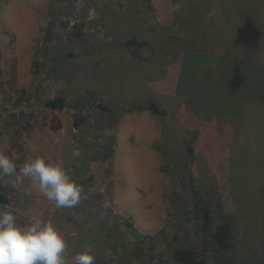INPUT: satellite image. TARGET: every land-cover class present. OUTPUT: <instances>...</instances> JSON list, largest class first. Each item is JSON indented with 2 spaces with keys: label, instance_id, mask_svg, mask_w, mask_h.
Listing matches in <instances>:
<instances>
[{
  "label": "rangeland",
  "instance_id": "1",
  "mask_svg": "<svg viewBox=\"0 0 264 264\" xmlns=\"http://www.w3.org/2000/svg\"><path fill=\"white\" fill-rule=\"evenodd\" d=\"M131 39L145 46L130 50L123 43ZM183 51L203 54V69L210 51L235 58L222 73L214 53L208 86L224 88L232 70L227 91L193 97L180 74L195 60H181ZM177 64L176 95L154 90L171 84ZM60 98L63 110L45 107ZM263 98L264 0H0V151L18 167L29 156L60 160L83 188L77 206L57 208L29 179L14 188L5 177L0 196L9 203L1 209L21 222L53 220L68 254L90 245L95 264H129L124 255L138 248L153 258L132 264H176L181 247H208L210 264H262ZM151 102L170 112L157 116L158 126L152 112L137 110ZM180 192L185 210L170 205ZM195 201L211 208L214 230L228 221L229 251L216 253L205 239Z\"/></svg>",
  "mask_w": 264,
  "mask_h": 264
},
{
  "label": "clouds",
  "instance_id": "2",
  "mask_svg": "<svg viewBox=\"0 0 264 264\" xmlns=\"http://www.w3.org/2000/svg\"><path fill=\"white\" fill-rule=\"evenodd\" d=\"M5 177L14 188L29 179L57 208H74L81 201L83 188L60 160L47 155L26 157L18 167L0 151V180ZM67 250L68 237L53 220L34 216L21 222L12 211H0V264H95L97 259L90 245L74 255Z\"/></svg>",
  "mask_w": 264,
  "mask_h": 264
},
{
  "label": "trees",
  "instance_id": "3",
  "mask_svg": "<svg viewBox=\"0 0 264 264\" xmlns=\"http://www.w3.org/2000/svg\"><path fill=\"white\" fill-rule=\"evenodd\" d=\"M82 28H83L82 25L75 26L74 36L76 38H79L81 36L80 30L82 31ZM226 35H227L226 30L224 28H221L220 36H226ZM123 45L125 47H128V49H130V50H131V47L139 46L142 48L145 46L144 43L138 42L137 39H131L127 42H124ZM133 52H134V54L137 53V52H135V50H133ZM190 53H192L191 58L189 57ZM214 53H215L214 51H210L211 55H210L209 59L204 62V65L207 66L206 69H203L201 66L202 58L200 55H203V54H201L199 52L193 53L191 51L190 52H184L182 54L183 56H182L181 60L194 59L195 61H190L191 62L190 66H187L185 70L182 69L183 71L181 70L182 76L180 74V77H182L184 84H186L185 87H188L187 90L191 89L190 94L193 97H199L200 100H203L204 98L208 97L207 100L211 101L212 99L210 96H216V99H217V96L220 95L218 93L219 89L221 92L227 91V89L229 88L227 81H229L233 78V75L231 74L232 73V70H231L230 73L228 74V76L223 78L224 88H222L220 86V84L217 85V82L222 81L223 69H225L224 72L230 70L232 63L234 62L235 58H232V57L227 56V55L222 54V53H215V54H220L219 60H220V62L222 61V63L220 64V69L222 70V73L218 74V72H217V76H216L217 79L214 82V84L217 85L219 87V89H217L215 91L214 90L212 91L210 89V86H208V85H211V80L213 79L211 75H212V72L214 73V70L216 69V64H214V59H215ZM226 57H228V58H226ZM221 58L225 59V61ZM212 59H213V62H211ZM226 60H228V61H226ZM217 65H218V63H217ZM206 73H208L210 75V77L201 78L202 75L206 74ZM188 82H189V84H187ZM203 83H205V84H203ZM195 85H200L201 87L199 89L205 88V90H199L196 88ZM178 92H179V90H178ZM255 92H256V90H255ZM217 93H218V95H217ZM247 95L248 94H246V96H245L246 100L248 99ZM263 99H261V100H263ZM45 107L49 108L51 110H54V111L63 110L65 107L64 99L60 98V99H55V100H48L47 102H45ZM137 110L139 112L151 111L154 114L162 113L165 115V112H161L157 108L155 103H151L149 107L140 106L137 108ZM132 111H134L133 108H130L128 110V112H132ZM80 121H84V119L77 120L74 124L75 127L78 128L80 126ZM188 150H189V152L192 151L191 153L194 156V148L192 146H190L188 148ZM112 155H113V151L111 149H109L107 152V155L105 157H106V159H110L112 157ZM263 193H264V189H263ZM199 197H200V199H202L201 196H199ZM186 200L187 199L185 197H183L182 193L180 192L176 198H172V200L170 201V205L178 204L180 209L185 210L186 209V202L188 201V200L187 201ZM2 202L5 203V202H7V200L3 199ZM262 207H263L262 212L264 213V203H263ZM193 209H194L193 210L194 218L196 219L197 216H200L201 222L203 224L201 229L204 233H206L208 235L205 237V239L209 238L210 241H212V243L214 244V247H215L214 252L221 253V252L229 251L232 247L230 245V237L232 234V230H231V227L229 226L228 221L224 218L214 230V227H213L214 221H213V217H212V210L209 207V205H206L205 203H203L201 201H195ZM184 215H185V213H184ZM128 226L132 227L131 224H128ZM205 249H207V250H204L202 253H200V252H198L192 248L181 247L179 249L174 250V252L172 254V258L176 264H210L211 263L210 259L212 257H210L208 255V247H206ZM146 254L147 253H145V251L142 248H138L136 253L129 255L130 256L129 258H127L126 255H124L125 256L124 257V259H125L124 263L132 264L133 262L141 261L144 258V256H146ZM147 255H149L148 258H151V259L153 258L152 256H150L149 253ZM222 260H221L222 264H227V261L224 258ZM230 264H233V262L231 261ZM262 264H264V262Z\"/></svg>",
  "mask_w": 264,
  "mask_h": 264
},
{
  "label": "crops",
  "instance_id": "4",
  "mask_svg": "<svg viewBox=\"0 0 264 264\" xmlns=\"http://www.w3.org/2000/svg\"><path fill=\"white\" fill-rule=\"evenodd\" d=\"M185 51H183L182 52V54L184 53ZM181 59H182V55H181ZM180 64H181V62H180ZM180 64H177L176 65V71L175 72H173V76H172V81H171V84H166V82H163V81H160V83L159 84H156V89H154V90H157V89H163V88H166V89H168V92H169V94L171 95V96H173V95H176V90H175V80H176V77H177V75H178V73H179V71H180V68H179V65ZM174 73H175V78H174ZM174 78V79H173ZM151 84V86L153 87V85H152V83H150ZM153 89V88H152ZM151 103H155V102H151ZM156 104V103H155ZM156 106H157V104H156ZM200 106V105H199ZM145 107V106H144ZM157 108L159 109V107L157 106ZM186 107H182V109H181V111L182 112H185L186 111ZM160 110V109H159ZM132 112H135V110L134 111H132ZM132 112H129V113H127V114H131ZM143 112H146V111H143ZM151 112V111H150ZM162 112H165V115L164 114H162V113H160V114H154L153 113V117L154 118H152L151 117V120H152V122L156 125V126H158V124H160V120L157 118V116H165V117H169L170 116V112L169 111H162ZM181 116H183V115H181ZM156 119V120H155ZM80 127V126H79ZM79 127L77 128V127H75V129H79ZM74 135L71 133V137H73ZM3 137V136H2ZM29 143V146H33L34 144H35V140H34V137L33 136H31V138H30V142H28ZM26 182L28 183V179L26 180ZM10 189V188H9ZM5 190V189H4ZM5 191H7V190H5ZM3 199H6L7 200V202H5V203H3L2 202V200ZM9 203V199L5 196V195H1L0 196V205H4L6 208H8V204ZM4 209L2 208L1 209V206H0V211H3ZM15 214V213H14ZM17 217H19L18 216V213L17 214H15Z\"/></svg>",
  "mask_w": 264,
  "mask_h": 264
}]
</instances>
